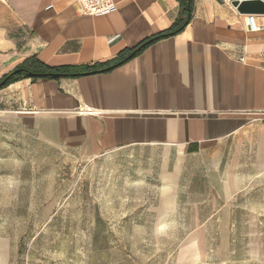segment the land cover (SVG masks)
Here are the masks:
<instances>
[{
	"label": "crops",
	"instance_id": "1",
	"mask_svg": "<svg viewBox=\"0 0 264 264\" xmlns=\"http://www.w3.org/2000/svg\"><path fill=\"white\" fill-rule=\"evenodd\" d=\"M222 1L194 0L189 24L154 41L178 0H114L105 16L82 15L79 0H0V80L31 59L69 69L3 88L0 108L82 158L143 159L137 182L163 205L233 197L264 174V33Z\"/></svg>",
	"mask_w": 264,
	"mask_h": 264
},
{
	"label": "rangeland",
	"instance_id": "2",
	"mask_svg": "<svg viewBox=\"0 0 264 264\" xmlns=\"http://www.w3.org/2000/svg\"><path fill=\"white\" fill-rule=\"evenodd\" d=\"M128 154L82 158L0 108V264H264V174L168 206Z\"/></svg>",
	"mask_w": 264,
	"mask_h": 264
},
{
	"label": "trees",
	"instance_id": "3",
	"mask_svg": "<svg viewBox=\"0 0 264 264\" xmlns=\"http://www.w3.org/2000/svg\"><path fill=\"white\" fill-rule=\"evenodd\" d=\"M178 2H179V6H180V14H179L177 20L175 21V23L173 24V26L171 27V29L169 31H167L164 35L158 36V38L155 39L154 41L161 39L163 37H166V36L177 35L189 24L190 20L192 19V14H193V10H194V0H178ZM19 69H23L24 71L20 72V73H14L15 71H12L0 80V83H1L6 78H8L5 85L0 87V90H2L3 88L21 80L23 77L31 78L27 74L26 71H29V72H32V73L38 74V75H43V76L45 75V77L40 76L41 78H52V79L58 78L56 76V75H58V73L62 74V73H68L69 72V69H67V68L52 69V68L44 65L43 63H40V62L34 60V59L26 61L22 66H20L18 68V70ZM33 79H39V78L35 77Z\"/></svg>",
	"mask_w": 264,
	"mask_h": 264
},
{
	"label": "built area",
	"instance_id": "4",
	"mask_svg": "<svg viewBox=\"0 0 264 264\" xmlns=\"http://www.w3.org/2000/svg\"><path fill=\"white\" fill-rule=\"evenodd\" d=\"M79 12L86 16H105L113 13L117 9L114 0H79ZM259 16L249 15L248 30L250 32H263L264 25L257 23L256 18ZM243 60V59H242Z\"/></svg>",
	"mask_w": 264,
	"mask_h": 264
},
{
	"label": "water",
	"instance_id": "5",
	"mask_svg": "<svg viewBox=\"0 0 264 264\" xmlns=\"http://www.w3.org/2000/svg\"><path fill=\"white\" fill-rule=\"evenodd\" d=\"M223 2L222 0H217ZM231 5L236 11L241 15H255V16H264V0H234L231 1ZM23 69L16 70L14 73L23 72ZM31 78L43 76L34 74L32 72L26 71ZM8 78L0 83V87L4 86Z\"/></svg>",
	"mask_w": 264,
	"mask_h": 264
}]
</instances>
